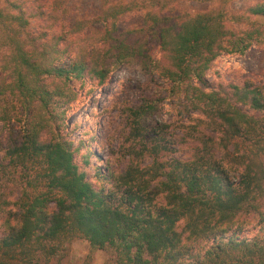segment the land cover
I'll return each instance as SVG.
<instances>
[{"label":"trees","instance_id":"trees-1","mask_svg":"<svg viewBox=\"0 0 264 264\" xmlns=\"http://www.w3.org/2000/svg\"><path fill=\"white\" fill-rule=\"evenodd\" d=\"M118 9L100 10L104 32L90 51L59 64L57 42L63 38L37 44L28 37L30 22L22 12L0 9V100L14 97L23 117L10 129L4 159L14 167L38 166L14 209L0 205V264H50L76 238L92 250L110 251L115 264H264V85L245 81L215 88L205 80L218 57L241 56L264 43V29L251 23L264 18V0L238 16L211 12L171 20L146 12L160 52L153 70L204 117L213 135L199 137V148L187 159L164 164L158 158L170 147L156 131L166 125H143L150 105L128 108L127 139H141V151L128 149L127 168L110 173L105 181L112 186L105 189L76 164V151L59 133L54 104L64 96L59 83L87 76L101 85L116 66L150 61L145 41L130 38L144 31L119 30L124 11ZM144 153L152 162L141 166L137 159Z\"/></svg>","mask_w":264,"mask_h":264},{"label":"rangeland","instance_id":"rangeland-1","mask_svg":"<svg viewBox=\"0 0 264 264\" xmlns=\"http://www.w3.org/2000/svg\"><path fill=\"white\" fill-rule=\"evenodd\" d=\"M260 1L263 0H0V9L7 14L22 12L30 22L26 29L28 37L37 44L49 43L59 36L63 38V42H57L61 54L56 64L66 62L81 50L90 51L91 46L99 42L104 32L103 18L98 19L102 9L114 7L124 11L117 21L119 30L141 28L144 31L130 38L145 41L144 53L150 56L145 66L136 60L116 66L101 85L87 76L64 86L58 84L64 91V96L57 98L54 104L57 108L54 112L59 114V133L76 151V164L86 171L94 186L108 189L112 186L105 181L108 175L123 174L127 168L131 160L128 149L132 147L141 151V139L136 142L127 139L128 108L150 105L151 109L143 116V125L154 129L166 125V130L159 128L156 131L170 147V151L159 156L162 163L174 158L187 159L194 148H199V137L213 135V128L204 117L190 110L186 101L176 98L171 84L160 77L156 69L153 70L152 62L160 57V52L157 35L149 29L152 28L151 19L145 22L146 12L171 20L176 16L186 18L211 12L238 16L248 6ZM37 12H42V18ZM32 14L39 18L32 17ZM251 23L264 29V18H255ZM228 26L236 28L232 24ZM4 37L5 33L1 31L0 56L5 50ZM3 79L0 75V84ZM205 80L215 88L245 81L263 86L264 43L252 46L241 56L218 57L206 72ZM50 87L54 85L50 84ZM22 119L14 97L0 100V205L6 211L14 209L16 198L28 190L26 181L31 180L38 169L37 165L32 167L31 164L14 167L4 159L10 129ZM213 150L219 158L221 151L215 145ZM151 162L152 157L147 153L137 159L141 166ZM231 173H234L233 169ZM3 214L0 212V239ZM250 218L242 217L244 220ZM191 248L203 252L202 246ZM50 264H115V256L110 251L92 250L85 240L76 238L64 244V251Z\"/></svg>","mask_w":264,"mask_h":264}]
</instances>
